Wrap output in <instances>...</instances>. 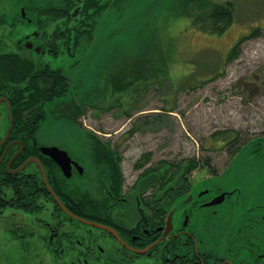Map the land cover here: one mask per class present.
I'll return each mask as SVG.
<instances>
[{"label": "rangeland", "instance_id": "374dc122", "mask_svg": "<svg viewBox=\"0 0 264 264\" xmlns=\"http://www.w3.org/2000/svg\"><path fill=\"white\" fill-rule=\"evenodd\" d=\"M49 1L60 4L62 0ZM49 1L40 0V4ZM230 1L236 6L235 19L220 34L193 24L184 13L178 15L176 0H128L119 12L109 10L108 4L109 13H103L101 20L95 7H88L90 16L98 17L91 36L81 39L72 63L62 54L53 63L70 80L67 93L46 104L66 105L69 98L71 103L63 109L66 112L46 115L37 142L66 149L89 166V133H93L121 154L129 182L146 163L154 175L159 173V187L162 180L176 184L193 159L198 166L182 184L189 183L193 189L238 188L263 198L264 148L255 152L249 140L264 137V0ZM256 27L260 33L246 38ZM19 29L25 32L27 27ZM155 31L158 37H153L167 59L165 69L152 77L147 72L121 92L105 86L109 68L128 72L146 45L151 57L153 44L148 41ZM242 37L239 55L229 60L231 46ZM129 77L133 79L134 74ZM76 108L81 112L75 119L72 109ZM6 116L0 110V135L7 129ZM212 172L217 175L210 177ZM243 204L240 197L233 206ZM5 212H0V264H54L43 243L23 241L10 233L15 226L32 230L27 222L36 218L16 209Z\"/></svg>", "mask_w": 264, "mask_h": 264}, {"label": "flooded vegetation", "instance_id": "af4514ba", "mask_svg": "<svg viewBox=\"0 0 264 264\" xmlns=\"http://www.w3.org/2000/svg\"><path fill=\"white\" fill-rule=\"evenodd\" d=\"M89 5L90 0H62L60 4L49 1L44 5L40 0H0L1 111L8 115L12 101L16 111L27 117L68 110L63 109L68 108L70 98L66 105L46 104L59 94L58 73L63 72L53 63L60 54L72 63L78 53L74 42L91 36L100 13L96 12L98 17L95 13L92 17L82 14ZM20 26L27 30L24 32ZM62 74V85L68 87L70 80ZM39 99L42 102L36 104ZM14 145L19 148L18 143ZM43 146L35 141L33 152L45 169L49 168L63 204L81 217L114 229L73 218L52 195L53 201L36 196L31 208L34 214L30 215L36 218L35 224L27 222L32 230L27 225L22 227L35 235L23 237V241L43 243L54 264H264V197L249 196L238 188L193 189L189 183L171 185L164 180L160 183L163 187H159V173L154 175L146 163L129 182L122 159L98 157L92 142L89 166L57 146L71 158L67 176L60 164L41 151ZM7 157L3 161L6 170ZM18 157L11 163L13 170L28 158L15 166ZM26 168L34 172L38 169L42 176L35 162L14 174ZM216 175L212 172L210 177ZM240 197L244 204L236 209L233 203ZM20 201L24 199H15L18 205ZM43 203L47 205L43 207Z\"/></svg>", "mask_w": 264, "mask_h": 264}, {"label": "trees", "instance_id": "16d2710c", "mask_svg": "<svg viewBox=\"0 0 264 264\" xmlns=\"http://www.w3.org/2000/svg\"><path fill=\"white\" fill-rule=\"evenodd\" d=\"M97 1V0H95ZM128 0H116L115 3L106 2L105 4H101V2L97 5L93 2V0H90V5L94 6L96 9V12L100 13L99 18L103 13H109V10L115 9V11H120L122 4L126 3ZM176 8L178 9V15L184 13L187 15L192 21L193 24L199 25V27H202L203 29H206L207 31L222 33L235 19V13H236V6L233 1H226L222 3H213L212 0H200L197 2V0H176ZM110 4L111 8L107 10V5ZM94 9V11H95ZM85 14L90 12L87 7L83 10ZM111 16V15H109ZM108 16V17H109ZM106 18V17H105ZM102 18H100L101 20ZM92 20V19H91ZM95 28V24H94ZM93 28V29H94ZM99 26L96 27V30H98ZM260 28L256 27L253 28L251 32L246 33V38H251L254 35H257ZM153 36H157L156 31L151 34L150 39L148 42H152V54L151 57H148V53L145 50V48L138 54L137 57V65L134 67H131V69L126 72L124 70H114L110 69L106 73V83L105 86L115 90V91H124L127 89H130L132 85H134V81L141 80L145 77V75L148 73L151 74V77L153 75L160 74V71L162 69H165V66L167 65V59L165 57V53L161 48V45L158 44V39L154 38ZM158 37V36H157ZM77 38V35H76ZM245 40L244 37L238 39L230 48L228 53V58L233 59L234 57H237L241 51L240 46L242 42ZM147 42V43H148ZM155 42V43H153ZM81 41L74 42L75 46H79ZM154 57V59H153ZM143 61H149L147 63H143ZM128 65L131 64V62L128 60L126 61ZM62 71H59L58 73V89L56 94L53 96L52 99L65 95L67 93V90L69 88L66 87V84L62 85L63 80L61 77L64 76L62 74ZM134 74V78L132 79L131 75ZM42 102V99H39L36 101V104H39ZM11 110L13 112V118H14V125L11 130L10 136L8 140L0 145V157L4 151L5 146L11 141L15 139L23 140L26 146V149L24 153L19 155V157L16 159L13 165L19 164L22 160H24L26 157L36 155L33 152V149L35 148V141H37L36 135L37 132L41 126L42 121L46 118V116H23L19 113V111H16L15 102H10ZM81 111L76 108V111L74 112L76 119V116L79 115ZM7 127L9 126V114L7 115ZM6 130H4V133L0 135V140L3 138ZM91 137V142L93 146V150L95 151V154L98 157H116L118 159H121L122 156L119 152L115 151L112 148L111 144H107L108 141L104 142L102 138H99L97 135H94L93 133H89ZM249 141L253 142L254 151L258 152L262 148H264V137H256L253 139H250ZM233 142V141H232ZM234 143V142H233ZM18 145H14L10 148L7 154V158H9L12 154L15 153ZM39 156V155H37ZM190 163L187 164V167L184 170V174L182 175L179 183L182 185V182H185V179L187 177V173L190 172L191 169L194 167H197L198 164L195 160H190ZM177 167H180L181 164H174ZM47 176L50 184L56 191V186L53 184V181L50 178V170L47 168ZM31 171V169H25L24 171L18 173V174H10L5 167V163L2 162L0 164V212L5 211V209H16L19 210L18 213H21L23 216H27L32 218V214H34V210H32V206L35 205V197L38 196L39 198L48 197L53 201L52 196L48 192L47 187L44 184V181L42 179V176L40 174V171L37 169L36 172L31 171V176L26 175L27 172ZM117 172L119 173V169H117ZM32 191H37L39 193H32ZM17 197H20L21 199H24V201H20L21 205H18L15 203V199ZM47 205V203H43V207ZM12 207V208H10ZM17 213V214H18ZM28 214V215H27ZM34 219L32 218V221ZM10 233L15 237H26V236H34L35 233H28L27 230H22V228H12L10 230Z\"/></svg>", "mask_w": 264, "mask_h": 264}, {"label": "water", "instance_id": "95a60500", "mask_svg": "<svg viewBox=\"0 0 264 264\" xmlns=\"http://www.w3.org/2000/svg\"><path fill=\"white\" fill-rule=\"evenodd\" d=\"M13 126V114L10 111V125L6 131L5 136L0 140V145L3 144L9 137L11 129ZM18 143L20 145V148L12 155V157L9 159L8 163H7V170L11 173H17L19 171H21L22 169H24L28 164H30L31 162H35L36 164L39 165L40 169H41V173H42V177L44 180V183L47 187V189L49 190L50 194L55 198V200L57 201V203L59 204V206L66 212L68 213L70 216H72L73 218L80 220L82 222H85L87 224H91V225H95L98 227H103V228H107L111 231H113L114 229L106 226L102 223H99L97 221H92L89 220L87 218L81 217L80 215H77L75 213H73L71 210H69L61 201V199L59 198L58 194L56 193V191L53 189V187L51 186L47 174H46V170L45 167L42 163V161L37 157V156H30L28 157L19 167L15 168L14 170L10 167L12 161L18 156L20 155L25 147V144L22 140H13L11 142H9L5 149L4 152L2 154V156L0 157V163L4 160V158L6 157L7 151L10 148L11 145ZM41 151L43 153H45L46 155L52 157L58 164H60V166L62 167L64 173L69 176L70 175V164H71V158L68 155L67 151L60 149L57 146H43L41 147ZM224 196V194L222 193L221 197Z\"/></svg>", "mask_w": 264, "mask_h": 264}]
</instances>
